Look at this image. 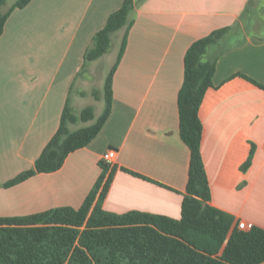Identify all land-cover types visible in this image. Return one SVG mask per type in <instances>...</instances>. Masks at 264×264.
I'll use <instances>...</instances> for the list:
<instances>
[{"label": "crops", "instance_id": "0c3cea01", "mask_svg": "<svg viewBox=\"0 0 264 264\" xmlns=\"http://www.w3.org/2000/svg\"><path fill=\"white\" fill-rule=\"evenodd\" d=\"M14 1L7 0L2 11ZM123 1L30 0L6 19L0 36V217L79 207L100 175L101 155L114 148L102 208L179 218L189 162L178 134L183 56L194 40L228 26L204 55L216 64L212 87L198 107L209 203L231 214L232 226L247 222L264 229V88L251 81L264 86L258 0H143L112 77L110 114L98 134L57 170L7 185L33 166L65 102L79 113L81 100L93 97L85 69L104 54L82 70L83 55Z\"/></svg>", "mask_w": 264, "mask_h": 264}, {"label": "trees", "instance_id": "16d2710c", "mask_svg": "<svg viewBox=\"0 0 264 264\" xmlns=\"http://www.w3.org/2000/svg\"><path fill=\"white\" fill-rule=\"evenodd\" d=\"M0 36L11 11L30 0H15L2 11ZM143 0H124L96 31L83 55L89 61L107 53L114 32L124 28L116 58L103 83L104 108L95 118L93 106L75 113L66 101L59 124L31 168L14 176L12 185L41 172H52L67 155L85 146L100 131L111 111L112 77L123 54L136 7ZM230 27L214 29L194 40L183 56V79L177 93L178 134L189 151L187 181L179 218L129 210L113 213L102 208L114 167L100 161L101 172L79 207L58 206L16 217H0V264H264V229L232 226L233 216L212 206L200 152L202 125L198 107L212 87L216 59H204ZM256 85L264 86L251 80ZM99 99L98 90L92 91ZM93 122L74 130L69 124ZM253 148L250 150L251 159ZM247 162V163H248ZM132 174V171L122 168Z\"/></svg>", "mask_w": 264, "mask_h": 264}, {"label": "rangeland", "instance_id": "374dc122", "mask_svg": "<svg viewBox=\"0 0 264 264\" xmlns=\"http://www.w3.org/2000/svg\"><path fill=\"white\" fill-rule=\"evenodd\" d=\"M10 1V0H9ZM136 1V0H135ZM258 3L261 5L262 12H255V15H259V17L264 18V0H258ZM139 6V5H138ZM137 6V7H138ZM249 15V14H248ZM251 16V15H250ZM124 28H120L116 32L113 33L111 37V45L107 53H105L95 65L89 69H85L89 74H91L89 88L93 90L96 88L98 90L100 98L95 100L91 95H87L81 100V107H85L87 105H92L95 110V115L100 114L104 108V99H103V83L106 74L108 73L119 48L120 40L122 37ZM258 31L264 33L263 24H259ZM83 72V71H82ZM94 120L90 121L93 122ZM90 122H76L69 127L74 129L75 127L84 126Z\"/></svg>", "mask_w": 264, "mask_h": 264}, {"label": "built area", "instance_id": "2783aa9c", "mask_svg": "<svg viewBox=\"0 0 264 264\" xmlns=\"http://www.w3.org/2000/svg\"><path fill=\"white\" fill-rule=\"evenodd\" d=\"M115 158H116V150L114 148H108L101 155V161L107 165L108 169L114 167ZM238 227L242 229H250L252 227V224L247 222H239Z\"/></svg>", "mask_w": 264, "mask_h": 264}]
</instances>
